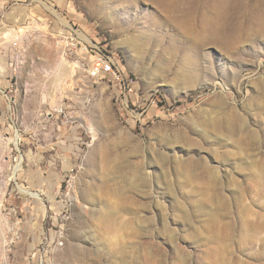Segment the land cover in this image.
<instances>
[{
  "label": "rangeland",
  "instance_id": "rangeland-1",
  "mask_svg": "<svg viewBox=\"0 0 264 264\" xmlns=\"http://www.w3.org/2000/svg\"><path fill=\"white\" fill-rule=\"evenodd\" d=\"M233 3L0 0V264H264V0ZM67 27L166 107L124 116Z\"/></svg>",
  "mask_w": 264,
  "mask_h": 264
},
{
  "label": "built area",
  "instance_id": "built-area-1",
  "mask_svg": "<svg viewBox=\"0 0 264 264\" xmlns=\"http://www.w3.org/2000/svg\"><path fill=\"white\" fill-rule=\"evenodd\" d=\"M57 43L63 59L73 69L92 79L103 77L112 83L115 100L124 116H144L150 109L166 107L156 93L144 101L138 97L137 78L123 70L120 60L108 47L90 40L76 28L61 29Z\"/></svg>",
  "mask_w": 264,
  "mask_h": 264
},
{
  "label": "bare ground",
  "instance_id": "bare-ground-1",
  "mask_svg": "<svg viewBox=\"0 0 264 264\" xmlns=\"http://www.w3.org/2000/svg\"><path fill=\"white\" fill-rule=\"evenodd\" d=\"M239 7V6H238ZM236 4L233 3V0H207V11L208 15L205 17L203 21L210 23L209 26L213 27L216 31L217 28L223 29L226 33H231L233 29L236 28L237 18L236 15L240 8H238ZM195 16H188L183 21L188 22L189 20H194ZM233 26V27H232ZM12 31H5L4 35L12 36ZM264 33V30H263ZM14 37V36H13ZM62 60L63 57H62ZM66 61V60H64ZM63 62V61H62ZM67 63V61H66ZM63 64V63H62ZM1 70V69H0ZM3 70V69H2ZM69 65L64 64V71L70 73ZM71 74V73H70ZM20 165L14 167L12 173L15 175ZM11 178V177H9ZM6 183L3 185L2 190L0 191V195L2 196L5 192ZM32 196L38 197L36 194H32ZM1 198V197H0Z\"/></svg>",
  "mask_w": 264,
  "mask_h": 264
}]
</instances>
